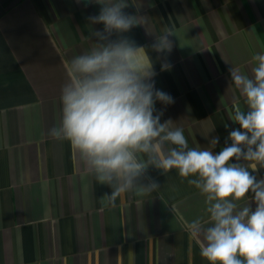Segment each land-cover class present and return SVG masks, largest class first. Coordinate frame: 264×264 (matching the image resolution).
I'll list each match as a JSON object with an SVG mask.
<instances>
[{"label":"crops","instance_id":"0c3cea01","mask_svg":"<svg viewBox=\"0 0 264 264\" xmlns=\"http://www.w3.org/2000/svg\"><path fill=\"white\" fill-rule=\"evenodd\" d=\"M100 7L0 0V264H209L186 227L208 219L193 177L150 165L139 182L159 189H132L112 206L111 187L68 141L49 135L60 122L69 61L90 51L91 32L103 28L88 19ZM123 11L140 24L122 35L147 49L155 88L174 99L156 103L161 122L182 128L190 148L219 152L239 127L235 108L246 110L230 69L251 77L253 57L264 53V0H128ZM165 31L172 50L157 53L152 45ZM243 163L264 177L260 164ZM250 204L251 194L238 202Z\"/></svg>","mask_w":264,"mask_h":264},{"label":"clouds","instance_id":"9594fccd","mask_svg":"<svg viewBox=\"0 0 264 264\" xmlns=\"http://www.w3.org/2000/svg\"><path fill=\"white\" fill-rule=\"evenodd\" d=\"M83 2L101 6L88 19L103 28L91 32L96 39L90 51L69 61L60 122L49 135L68 141L97 181L111 187L105 196L112 206L132 189L138 194L159 189L153 180L139 182L150 165L193 177L188 183L205 197L208 219L186 222V227L197 238L201 256L209 264H264V177L257 179L252 174L257 167L250 171L243 163L264 167V53L253 57L251 77L230 69L246 110L235 108L231 120L239 127L229 132L225 146L219 152L190 148L183 129L170 128L171 121L162 123L163 113L156 112L157 102L168 105L174 99L155 88L157 73L149 52L122 35L140 24L123 11L128 0ZM114 33L118 39H112ZM171 35L165 31L156 37L152 50L171 52ZM170 67L162 64L161 70ZM211 143L216 146L219 139ZM249 194L251 204L239 206Z\"/></svg>","mask_w":264,"mask_h":264}]
</instances>
